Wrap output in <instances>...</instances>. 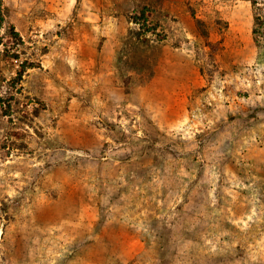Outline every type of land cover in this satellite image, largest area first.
<instances>
[{"label":"rangeland","instance_id":"rangeland-1","mask_svg":"<svg viewBox=\"0 0 264 264\" xmlns=\"http://www.w3.org/2000/svg\"><path fill=\"white\" fill-rule=\"evenodd\" d=\"M1 2L0 264H264L249 2Z\"/></svg>","mask_w":264,"mask_h":264},{"label":"trees","instance_id":"trees-1","mask_svg":"<svg viewBox=\"0 0 264 264\" xmlns=\"http://www.w3.org/2000/svg\"><path fill=\"white\" fill-rule=\"evenodd\" d=\"M249 2L252 10V39L254 44L259 48H264V0H243ZM150 11V8L143 7L138 13H134L131 16V20L135 25L138 26L140 35L152 34L157 29V24L155 25L151 20L150 16L146 13ZM4 12L2 10V2L0 0V30L3 25L6 24ZM8 27V26H7ZM8 31L11 32L13 37H16L18 40V34L13 32L12 26L8 27ZM17 57V56H14ZM25 66V65H24ZM25 69V67H23ZM20 70L17 74V79L21 80L22 74L25 70Z\"/></svg>","mask_w":264,"mask_h":264}]
</instances>
